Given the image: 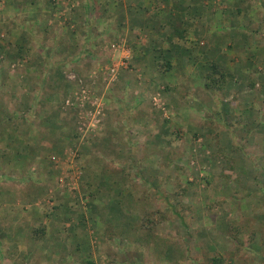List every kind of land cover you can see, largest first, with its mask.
<instances>
[{"label": "rangeland", "instance_id": "rangeland-1", "mask_svg": "<svg viewBox=\"0 0 264 264\" xmlns=\"http://www.w3.org/2000/svg\"><path fill=\"white\" fill-rule=\"evenodd\" d=\"M30 2L0 0V264H264V139L244 150L224 126L237 120L235 91L210 95L195 64L189 80L158 73L159 53L114 16L89 23L86 38L77 0ZM238 16L233 31L220 16L189 20L211 25L215 59L233 52V65H218L235 79ZM45 56L54 68L43 76ZM248 69L264 80L263 61ZM40 126L51 147L32 138ZM11 194L20 220L4 207Z\"/></svg>", "mask_w": 264, "mask_h": 264}, {"label": "crops", "instance_id": "crops-1", "mask_svg": "<svg viewBox=\"0 0 264 264\" xmlns=\"http://www.w3.org/2000/svg\"><path fill=\"white\" fill-rule=\"evenodd\" d=\"M77 1L78 3L80 2L81 5L83 4V2H90V0ZM230 7H233L240 12L239 14L237 13V15H239L237 23L239 22V27H242L238 29L237 32H235L233 38L234 43L236 41V45L238 48L237 54L239 58L237 59L239 60L236 61L238 63L241 62L240 64L243 65L244 68H242L241 70L242 74H238V79L229 82L224 90V96H227L229 94L231 95L233 93L231 91H235L234 96L238 98V105H240V108L236 110L237 115L235 116L237 120L234 122H230L228 126L233 125L232 127L230 126L231 129L233 128V138H235L236 141H239L241 145L247 147H244V150H250V147L252 145L257 146L256 143H259L261 142V139H264V112L263 114H261L260 112V105H264V80L260 78L262 80L260 81L257 75L253 74V70L248 69V66H252V68H254L255 64H261L262 61L264 62V44H262L260 40L258 41L260 37L258 36V38H256L255 33L254 35L246 34L244 28H246V30L247 28H250L249 30L251 32H258L256 30L259 29L260 31V28L258 26H255L257 25V23L264 27V21L262 19V16L264 18V0H210V2H207L205 0H109L108 11L112 14V16L116 18L117 22H119L118 20H122L123 25L130 38L132 39L133 37V42L143 48L153 45H155L154 47H156L157 45L159 47L161 46V48L165 50L169 45V41H172L176 44L177 39L173 36V28L178 27L176 26L177 22L187 21L185 22V25H187L188 28L190 27L187 38L188 40L192 41L197 40L199 42V45L194 47V50L189 49V52L192 55H189L191 57L189 60L187 59L188 55L183 56L184 60L181 61L182 67H179V69L177 68L178 72L174 74V79L178 78L177 81L179 80L180 82L182 78H184L185 80H189L192 79L193 76L196 77L195 74H191L193 71L191 70V67H187L188 65L192 66L194 63L195 66L199 65V67L201 68V71L198 75V81L200 82V85H202V76L206 72H208L206 70H209L207 67H202L203 59L207 57L209 58L207 64L210 61H213L214 63H220L228 67L233 65L235 56L232 54L233 52H227L228 55H222L219 56V59H215L212 53H214L215 51H219V49H217L219 46L216 45L217 35L213 34L214 32L211 25L206 24L205 22L204 24H189V19H187V17L203 16L204 18H210L213 16H220L223 20V26L227 27L231 24L229 20L233 21V18L235 17V12H233L232 10L228 12ZM78 11L80 10L78 9ZM80 15H82L81 12ZM260 16L261 18L259 19ZM253 26L255 27L253 28ZM198 32H200L199 36H197ZM222 43L220 46V50H229L231 45L228 43V39L223 45ZM16 44H18L17 41ZM259 55L261 56L262 60L260 59ZM192 57H195L196 60H193ZM172 61L173 64L177 63L174 61V59H172ZM180 69L183 70V72H181ZM186 70L191 71H189L188 74ZM3 77V75H0L1 82L4 81ZM178 84L177 88L179 89L180 83ZM39 129H42V126H40V128L37 127L32 138L40 142V147H45L46 142L44 141L45 139H42L43 136L39 135ZM44 129L46 130V128ZM216 134L217 133H215L213 136L216 137ZM221 135L223 136V133H221ZM216 142L217 144H220V146H222L221 140L218 139L216 140ZM254 152L259 154V150H256ZM47 157H49V159H53V156ZM45 167H42L41 174L44 173L43 171L45 170ZM44 177L45 176L39 177L36 180L34 179L35 184L40 185V187H42L41 185H46L47 181L44 180ZM3 185V188L10 187L11 190L13 189V191L21 190L20 187L25 188L20 184L18 185L17 183H5ZM3 192L4 191L2 190L1 194H3ZM18 198L19 197L15 198L13 194H11V202L8 201L4 207L16 210L18 205L16 199ZM32 200L33 199H31L30 202H33ZM114 204L115 203H112V206ZM110 210L113 211L116 210V208L108 207V211ZM14 214H16L17 219L20 220L19 211L16 210ZM14 214H10V216L13 217ZM20 251L26 253L30 252V250H27V248H24ZM20 253L21 252H19V254Z\"/></svg>", "mask_w": 264, "mask_h": 264}, {"label": "trees", "instance_id": "trees-1", "mask_svg": "<svg viewBox=\"0 0 264 264\" xmlns=\"http://www.w3.org/2000/svg\"><path fill=\"white\" fill-rule=\"evenodd\" d=\"M21 1L22 2H30V0H21ZM30 3L33 4L34 0H31ZM90 3L93 6V11H94V13H93L94 15H92V16H90L88 14V12H89L88 7H89ZM108 6H109V0H90V2H85V3L83 2V4H82L83 13H82L81 19H82V22H83V24H82L83 27L82 28L85 29L83 33H84V36L86 38H88L90 36V33L87 30V29L90 28L89 23H93L94 21L105 19L107 17L109 18V17L112 16V14L109 13V11H108ZM236 11H237L238 14L240 13L239 10H236ZM237 13H234V16L237 15ZM187 19L194 20L195 16L187 17ZM220 19H221V17H220ZM118 21L119 22L116 21L117 24H115V26H117L116 29H118V27L121 29L120 25H122L121 24L122 20L121 21L118 20ZM181 22H180V25L177 28L176 27L173 28L174 29L173 30L174 31L173 36L176 37V39H177V43L176 44L174 42H172V41H169L168 42L169 45H168V47L165 50H163L161 48V46L159 47L157 45H156V47H154L155 45H153V46H149V47H146V48L144 47L143 48L145 53H149V52H153V51H154V53H156V52L159 53V54H157L156 58L159 60V57H160L162 59V61H160V62L157 61L155 66H156V71L158 73H162L163 76L166 73H168V72H170L172 70H175L177 68L179 69V67L181 68V66H182L181 61L184 60L183 59L184 55L185 56L188 55L187 56L188 60L191 58L189 56V55H191L190 52H189L190 51L189 48H186L184 46V44L186 42H188L187 36H188V33H189V28H188L187 25H185V22H187V21H181ZM230 23H232V22H230ZM172 24H173V22H172ZM230 25L225 27V31L226 30L233 31L232 30V25L231 26ZM237 25H238V23H235V27L234 28L238 31V29H240L242 26L239 27V25L238 26ZM86 27H89V28H86ZM222 27H224V26H222ZM244 30H245V33L248 34V35H254V33H255V34H257L260 37V39H262V38L264 39V33H263L262 30H260V31H259V29L256 30L258 32H251L249 30V28H247V30H246V28H244ZM23 31H24L23 32L24 34H26L27 36L32 37V33H31V28L30 27L28 28V27L23 26ZM219 32H221V31H219ZM235 32L236 31L234 30V33ZM86 38H83V40H82L83 43H85ZM20 41H21V39L17 40L18 43H20ZM18 46H21V45H18ZM21 47H19V48L21 49ZM51 57L50 56L49 57H47V56L44 57L46 59L47 68H46V72L43 73V76L46 73H48V75H49L51 73L52 68H54L53 67L54 65L50 63ZM192 58H193V60H196L195 57H192ZM41 59L43 60L42 57H41ZM172 59H174V61L177 62V63L173 64ZM197 61H198V59H197ZM207 66H208L209 70L203 76V87H204L205 91H207L208 93H210V95L215 97L216 95L218 96V91H223V89L225 88V85H227L228 82L235 80V76L229 70H227L224 67L219 66L217 63L209 62L207 64ZM228 125H229L228 123H224V126H228ZM32 234H34L36 236L35 239H40V236L44 235V228L43 227L40 228V229L36 228V229L32 230ZM212 261L215 262L216 261L215 258Z\"/></svg>", "mask_w": 264, "mask_h": 264}, {"label": "built area", "instance_id": "built-area-1", "mask_svg": "<svg viewBox=\"0 0 264 264\" xmlns=\"http://www.w3.org/2000/svg\"><path fill=\"white\" fill-rule=\"evenodd\" d=\"M124 45V44H123ZM112 47H115V45H113ZM116 48H118V47H116ZM126 50V52L128 53V56L126 55V56H124V58L123 59H128L129 58V49H125ZM110 72L112 73V74H114L115 73V69L114 68H112L111 70H110ZM63 180L62 179H59V182H62Z\"/></svg>", "mask_w": 264, "mask_h": 264}]
</instances>
